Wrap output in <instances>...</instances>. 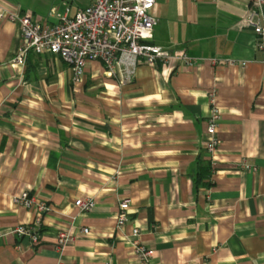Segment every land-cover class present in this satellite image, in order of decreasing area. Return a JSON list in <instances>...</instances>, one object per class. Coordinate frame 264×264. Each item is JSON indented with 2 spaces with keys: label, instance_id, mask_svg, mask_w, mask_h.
Masks as SVG:
<instances>
[{
  "label": "crops",
  "instance_id": "obj_1",
  "mask_svg": "<svg viewBox=\"0 0 264 264\" xmlns=\"http://www.w3.org/2000/svg\"><path fill=\"white\" fill-rule=\"evenodd\" d=\"M90 1L67 7L73 15ZM52 6L43 15L29 0H0V11L56 22ZM254 7L156 0L151 42L198 62L144 63L126 83L100 61L79 83L52 53L29 51L18 64L21 26L0 18V264H264V47L244 23ZM261 17L264 24V5ZM212 92L221 109L215 162L206 131ZM23 190L50 206L39 243L13 232L37 217L13 203ZM86 196L96 204L84 213L75 201ZM134 226L155 250L149 263L133 252ZM71 228L61 252L57 237Z\"/></svg>",
  "mask_w": 264,
  "mask_h": 264
},
{
  "label": "built area",
  "instance_id": "obj_2",
  "mask_svg": "<svg viewBox=\"0 0 264 264\" xmlns=\"http://www.w3.org/2000/svg\"><path fill=\"white\" fill-rule=\"evenodd\" d=\"M255 7L250 9L244 19L246 26L260 35L261 46L264 47V24L262 23V6L264 0H254ZM156 0H91L88 5L71 14L70 7L60 12L57 7L52 9L56 22L38 19L32 11L1 10L0 18H10L21 26L22 46L15 61L24 64L29 51L36 53H52L69 64L74 83L83 81L86 67L90 61H100L104 74L126 83L135 75L139 65H157L162 62L170 64L179 62L195 65L198 60L190 57L184 49L171 51L151 42L157 17L154 13ZM214 63L224 62L215 58ZM211 110L207 119V150L213 161L219 149L220 140L217 136L221 119V109L214 92L210 95ZM243 166L253 169V165L245 162ZM15 205L35 208L37 217L32 223H21L13 232L19 236H27L32 243L41 241L40 222L50 206L28 190L16 193L12 197ZM96 200L91 196L79 197L75 201L81 212L91 211ZM130 198L124 196L119 201L118 227L122 228L127 220ZM81 232L88 231L82 227ZM132 246L135 255L145 263L154 256V248L143 244L137 237L140 227L132 230ZM74 240L71 229L63 230L57 237V248L63 252ZM57 264H64L59 261ZM105 264H112L107 260Z\"/></svg>",
  "mask_w": 264,
  "mask_h": 264
},
{
  "label": "rangeland",
  "instance_id": "obj_3",
  "mask_svg": "<svg viewBox=\"0 0 264 264\" xmlns=\"http://www.w3.org/2000/svg\"><path fill=\"white\" fill-rule=\"evenodd\" d=\"M30 4L35 7V10L43 15H48V11L50 10L53 2L55 0H29ZM80 0H56L53 6L60 7L61 12H64L67 5L73 4V6H78ZM52 6V7H53Z\"/></svg>",
  "mask_w": 264,
  "mask_h": 264
}]
</instances>
